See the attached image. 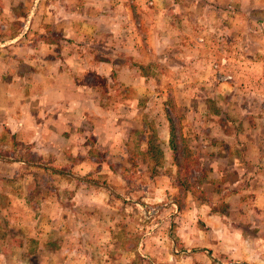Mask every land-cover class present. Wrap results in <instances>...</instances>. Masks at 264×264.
I'll return each instance as SVG.
<instances>
[{
  "label": "rangeland",
  "instance_id": "rangeland-1",
  "mask_svg": "<svg viewBox=\"0 0 264 264\" xmlns=\"http://www.w3.org/2000/svg\"><path fill=\"white\" fill-rule=\"evenodd\" d=\"M24 1L0 0L9 14L0 13V42L23 32L0 59L12 76L16 45L44 57L41 69L56 88V131L47 136L51 153L34 161L14 135L5 142L15 154L0 170V253L10 256L0 264H264V210L237 164L264 157V13H249L245 0H216L209 32L199 24L205 37L181 23L201 49L180 63L160 52V38L155 43L154 16H171L175 4L178 15L206 21L202 0H118L119 15L111 16H136L135 33L143 30V46L155 50L140 65L115 47H81L63 31L67 16H87L88 2L90 16L120 2ZM128 63L146 76L140 85L121 80ZM17 159L37 165L23 169L11 164ZM180 223L187 239L177 235Z\"/></svg>",
  "mask_w": 264,
  "mask_h": 264
},
{
  "label": "crops",
  "instance_id": "crops-1",
  "mask_svg": "<svg viewBox=\"0 0 264 264\" xmlns=\"http://www.w3.org/2000/svg\"><path fill=\"white\" fill-rule=\"evenodd\" d=\"M98 1L102 6L104 2H110V4L112 5L115 2L120 3L114 6V12H111V10L113 11V9L109 4L106 5L107 8H98V6H95V9L98 8L99 10H94L95 12H93L90 16V7L92 6V4H89L88 2L87 4L89 8H87V16H67V24L63 27L65 36L73 38L72 41L74 42L81 43V47L90 44L94 47V49H97V51H105L106 48H111L112 52L114 51L113 47H115L116 53L126 52V54L128 55V57L126 58L127 60H130L131 58L132 62H137L138 64L142 63L140 65L149 63L151 59L147 54L151 53L152 56V53L155 50L152 49L149 45L143 46L146 45L144 43L146 42V39H143L146 37L141 32L143 30L140 31L139 35L135 33V30L138 33V28H135L131 20L136 18V16H111V13H117L119 15V12L115 10V8L121 6V1ZM137 1L143 2V0ZM194 2L197 3L198 0H194ZM202 2L203 4L201 7H203V12L204 14H207L206 21L204 20V16L178 15L180 10H178L177 5L173 4V1H171L174 6L173 10H166L167 15L170 14L171 16H154V19L160 24V31L159 33L155 34V36H153V39H155V43L158 44L156 40L160 38L163 42V45H165L164 47H162V49H160L161 53H173V59H177L178 61L179 58L182 59L180 63L188 59L187 57H185L186 53L192 55L193 58L194 55H198V51L199 49H201L200 43L194 42L191 38H187L188 36H190L188 32L190 31L191 35L193 36L202 34L205 37L206 35L204 34V32H202L205 29L204 25L199 27V24L201 22H204L207 25L206 31L209 32L210 18H214L216 10L215 6L217 5V3L218 5H220V3L216 0H202ZM246 2L250 6V8L248 9L249 13H253V15H258L260 14V12L264 13V2H260V0H245V3ZM15 3L16 5H19V3L21 5H25L24 0H15ZM131 3L135 4V0H131ZM32 7H34V5H32ZM225 7L226 5L224 2V6L222 7L223 11L226 10ZM103 12L107 13L108 16H104L102 14ZM0 13L6 14V16L9 15L7 5L5 8H1ZM28 17L29 16L26 17V22L28 20ZM137 17L143 19L147 23L151 22L152 18V16ZM251 17L257 20L260 16ZM14 19L22 21L23 18L15 16ZM182 22H188L190 24V28L192 26L193 27L191 29L189 28V31L180 32L179 28L181 27ZM211 23H214V20H211ZM22 33V30L18 29L11 38L19 39L22 36ZM173 33L177 35V38ZM116 36L118 39L114 38ZM105 37H108L109 40L116 39V42L119 43H113L111 41H109V43H104L106 40ZM11 38H7L3 41H7L6 44L8 45V43H10L11 41ZM148 38L151 39V37ZM175 39L177 41H174ZM4 43L5 42H0V52L8 54V52H10V46H7ZM36 52L37 49L35 47L33 48L31 46L28 47L24 45H16L15 50L11 52L14 53L12 58V68L16 70L15 75L13 72L12 76H8V65L4 64L7 62V60H4L3 62V60L0 59V170L3 169L4 166H6L8 162L7 160L11 159V157L9 156H14L15 154L12 147L9 148L7 146L8 144L5 143L6 141L9 142V136H11L12 141V135H14L15 141L19 142L17 148H26L27 153H30L31 158L34 157V155L39 156L40 153L50 154L51 152H49V148L53 147L49 143L47 136H50L56 131V126L53 124L55 118L57 117L55 106L57 98L55 93L56 88L55 85L52 84L53 78L51 73L49 72L48 75L45 76L44 70H42L44 69L45 63L43 62L44 57L42 59ZM175 55H177L176 58ZM190 55L189 57H191ZM118 59L120 58L118 57ZM104 62H108V64L110 63L111 67L113 64H116L113 58L106 59L104 60ZM46 63L48 65H51L50 61L48 60ZM118 64L120 65V63ZM121 64H123L122 61ZM129 65L131 64L128 63V65L125 67L123 78L121 80L128 85H134L135 83H138L140 85L146 78V76L135 70L134 68L130 69ZM51 67H54V65L52 64ZM118 68L119 67H117V69ZM2 71L4 75H2ZM27 73L29 74V76L27 75ZM41 75H43V80L40 79ZM117 76H119V71L117 73ZM67 84H69L70 88L72 89V81H68ZM11 99L14 101L15 108L12 107L13 101H11ZM261 137H263V135H261ZM259 141L260 140H257L255 142L258 143ZM247 142H249V144L251 145L253 143V140H249ZM247 142H243L245 146ZM41 149L43 150L40 152ZM13 163L23 165V169L34 168V165H37L32 161H24L22 159L12 161L11 164ZM237 164L245 168V174L243 175H246V179L249 178V187L254 189L251 191L255 192V200L259 202V207L264 210V157H257L253 162L241 158V162ZM4 177L7 176H5L4 174ZM6 195L10 196V193H6ZM16 196L23 197L24 192L23 195L16 194ZM18 205L26 206L25 202H20ZM192 209L195 210V214H200L202 212L199 204H194V207H192ZM221 214L223 213H219V211H213L212 216L214 217L215 215L216 217H223L221 216ZM23 223L24 222H22V225L24 226ZM211 223L212 222L209 221L208 224H205V226H208ZM23 226L21 227V230L26 229ZM211 227L213 229L212 232L216 235V224L213 223ZM37 229L39 230V228ZM176 232L177 235H179L180 237L182 236L183 239H187L184 238L183 226L181 223L177 226ZM192 238L195 241H199L198 237L197 240L194 238V236H192ZM0 259V262L2 261V259L7 261L10 259V256L0 253ZM18 260H20V258H18Z\"/></svg>",
  "mask_w": 264,
  "mask_h": 264
}]
</instances>
